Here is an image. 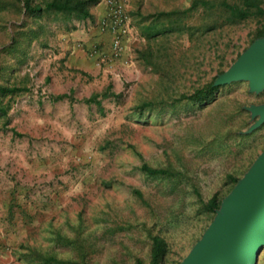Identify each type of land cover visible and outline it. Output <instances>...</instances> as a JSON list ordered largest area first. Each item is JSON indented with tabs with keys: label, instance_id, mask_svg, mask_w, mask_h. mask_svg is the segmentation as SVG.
Wrapping results in <instances>:
<instances>
[{
	"label": "rangeland",
	"instance_id": "1",
	"mask_svg": "<svg viewBox=\"0 0 264 264\" xmlns=\"http://www.w3.org/2000/svg\"><path fill=\"white\" fill-rule=\"evenodd\" d=\"M193 1L130 0L122 53L80 42L77 58L60 36L82 21H37L0 0V87L18 89L0 95V264H150L156 236L165 264H183L202 241L264 153V89L235 81L209 104L183 99L228 72L261 22L226 24L220 5L237 0L182 13ZM161 12L176 14L160 29L181 20L192 31L147 39L139 24ZM216 20L225 25L208 31ZM41 24L39 40L19 35Z\"/></svg>",
	"mask_w": 264,
	"mask_h": 264
},
{
	"label": "water",
	"instance_id": "2",
	"mask_svg": "<svg viewBox=\"0 0 264 264\" xmlns=\"http://www.w3.org/2000/svg\"><path fill=\"white\" fill-rule=\"evenodd\" d=\"M235 81H249L252 91L264 89V38L258 39L215 85ZM257 112L264 117V106ZM263 249L264 153L224 200L220 214L183 264H258Z\"/></svg>",
	"mask_w": 264,
	"mask_h": 264
},
{
	"label": "trees",
	"instance_id": "3",
	"mask_svg": "<svg viewBox=\"0 0 264 264\" xmlns=\"http://www.w3.org/2000/svg\"><path fill=\"white\" fill-rule=\"evenodd\" d=\"M42 2H37L35 0H19L20 4H23L24 12L34 20H45V16L47 14L53 15L55 17H64L65 21H87L93 19V9L97 7L102 0H41ZM214 5H212L207 0H194L192 5L187 10L183 11L182 13L188 14L193 13L196 10L203 9L205 12L211 11ZM180 13V12H177ZM222 17H224L225 23L234 24L239 22H245L250 19H261L259 26L256 28L253 34V40L262 39L264 38V0H237V2L230 4L228 2H223L220 5V11ZM172 14H176L175 12L165 13L161 12L160 14L151 16V18L157 19L155 22H152L151 25L143 24L146 22V19L142 20L139 24L141 27L142 33L147 37V39H152L158 37L160 35L170 34V33H185L191 32L192 28L185 26L182 24L181 20H175L172 22L168 20V25H164V29L159 28V20L163 18V16L171 17ZM138 14H135L136 16ZM167 19V18H166ZM143 25L145 27H143ZM225 25L224 22L219 24V20L213 22L211 26H209L208 31H215L218 30L221 26ZM39 29L36 30H21L19 35L23 36L24 38H29L31 41L39 40L42 34L44 35L45 26L42 24L38 26ZM30 42V41H29ZM28 42V43H29ZM23 42H15L17 46L14 48L19 47ZM27 43V45H28ZM223 86H216L214 81L209 83L202 89H198L194 94L190 96H183V99H187L192 103L195 104H205L211 103L213 100L216 99L217 95L219 94L221 88ZM18 89L16 88H8V87H0V95L7 96L9 94H14L17 92ZM67 96L62 95L59 98L63 99ZM88 101H93L88 100ZM142 171H146L151 175H161L166 176L169 174L166 170H155L149 168L147 165L142 167ZM222 201L220 200L219 196L216 194L214 195L210 201L206 204L205 210L208 213L216 214L217 211L220 209ZM167 248L168 244L165 239L160 236H156L152 240V247H151V262L150 264H165V259L167 255ZM44 264H51V262H44ZM136 264H144L141 260H138Z\"/></svg>",
	"mask_w": 264,
	"mask_h": 264
},
{
	"label": "crops",
	"instance_id": "4",
	"mask_svg": "<svg viewBox=\"0 0 264 264\" xmlns=\"http://www.w3.org/2000/svg\"><path fill=\"white\" fill-rule=\"evenodd\" d=\"M106 10V0H102V2L93 9L92 20L83 21L84 26H81V23L74 24V29L71 28L70 31L66 32L64 35H61L60 42L61 46L63 47L62 49H65V51L69 52L71 54L70 56L75 55L77 58H84V50L79 49L81 44H78L83 42L84 46L87 47V50L96 47L99 50L111 52V36L108 34H103L98 27V22L103 18ZM76 25L80 26V28H77Z\"/></svg>",
	"mask_w": 264,
	"mask_h": 264
},
{
	"label": "built area",
	"instance_id": "5",
	"mask_svg": "<svg viewBox=\"0 0 264 264\" xmlns=\"http://www.w3.org/2000/svg\"><path fill=\"white\" fill-rule=\"evenodd\" d=\"M130 0H106V13L98 22V27L103 34L112 38V50L121 54L125 42L131 37L135 26L129 10ZM94 53L98 52L96 47Z\"/></svg>",
	"mask_w": 264,
	"mask_h": 264
}]
</instances>
